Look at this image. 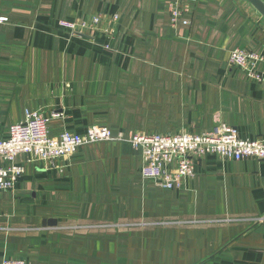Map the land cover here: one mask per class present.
<instances>
[{
  "label": "crops",
  "instance_id": "1",
  "mask_svg": "<svg viewBox=\"0 0 264 264\" xmlns=\"http://www.w3.org/2000/svg\"><path fill=\"white\" fill-rule=\"evenodd\" d=\"M172 1L0 0V139L26 111L53 139L92 126L264 137V62L258 79L228 62L236 49L264 58V18L246 0H195L172 27ZM28 160L0 193V264H264V161L207 155L166 190L128 143Z\"/></svg>",
  "mask_w": 264,
  "mask_h": 264
},
{
  "label": "built area",
  "instance_id": "2",
  "mask_svg": "<svg viewBox=\"0 0 264 264\" xmlns=\"http://www.w3.org/2000/svg\"><path fill=\"white\" fill-rule=\"evenodd\" d=\"M195 0H173L169 5L170 24L176 27L180 22L187 24L185 14ZM6 18L0 17V24ZM95 19L93 24L96 25ZM61 25L76 31L74 25L62 22ZM83 28L86 26L83 24ZM229 65L251 74L257 63L264 58L256 53L233 50L229 55ZM56 115H52L55 117ZM49 118L36 111H26L24 120L9 128L8 138L0 139V193L14 189L24 168L16 163L19 155L29 157L28 162H51L68 158L85 145L103 142L128 143L139 152L142 159L141 175L159 188H181L182 181L194 176V164L207 155H217L229 161L254 159L264 161V137L255 141L241 140L237 131L227 125L201 134H134L124 136L112 133L102 127L92 126L83 135L64 132L53 139L48 132ZM1 264H26L21 260H3Z\"/></svg>",
  "mask_w": 264,
  "mask_h": 264
},
{
  "label": "water",
  "instance_id": "3",
  "mask_svg": "<svg viewBox=\"0 0 264 264\" xmlns=\"http://www.w3.org/2000/svg\"><path fill=\"white\" fill-rule=\"evenodd\" d=\"M264 18V3L261 0H246ZM44 224V223H43ZM48 225L56 224V221H48Z\"/></svg>",
  "mask_w": 264,
  "mask_h": 264
},
{
  "label": "rangeland",
  "instance_id": "4",
  "mask_svg": "<svg viewBox=\"0 0 264 264\" xmlns=\"http://www.w3.org/2000/svg\"><path fill=\"white\" fill-rule=\"evenodd\" d=\"M149 226H150V224H148L147 222L141 221V222H138V224H136L135 226H133V228L141 230V229H145V228H147ZM132 231H134V230H132Z\"/></svg>",
  "mask_w": 264,
  "mask_h": 264
}]
</instances>
